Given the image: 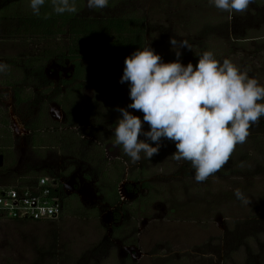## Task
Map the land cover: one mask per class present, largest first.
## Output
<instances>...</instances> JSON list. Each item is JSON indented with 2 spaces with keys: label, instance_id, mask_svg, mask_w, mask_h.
<instances>
[{
  "label": "rangeland",
  "instance_id": "374dc122",
  "mask_svg": "<svg viewBox=\"0 0 264 264\" xmlns=\"http://www.w3.org/2000/svg\"><path fill=\"white\" fill-rule=\"evenodd\" d=\"M3 2L0 0V6ZM82 2L80 18L129 13L143 16L145 45L150 43L159 55L174 54L170 37L186 40L191 50L181 49L183 64L192 62L195 66L196 56L209 50L218 61L230 59L264 85V0H253L245 11L233 12L231 18L208 0H110L103 9H89L86 0ZM14 11L17 13H12V23L31 12L28 0L20 1ZM10 31V23L7 29L0 26V61L8 65L0 73V117L6 120L5 125L0 121V187L29 173L41 175L42 171L55 170L61 161L67 163L72 157L49 146L34 151L27 142L31 133L12 138L5 116L8 108L2 102L8 100L9 94L11 98L13 88L7 84L10 81L24 94L38 97L37 103L30 100L11 104L13 114L22 123L34 119L36 107L43 111L47 95L41 90L32 92L34 84L24 76L28 70L20 67L43 58L52 49L64 52L70 35L47 38ZM45 61L43 65L52 68L55 60ZM91 96L92 83L87 82L83 89L85 101L80 104L84 115L83 106L89 105ZM49 131L57 129L50 127ZM174 151L172 142L162 140L157 156L143 164L149 169L152 191L158 190L159 197L150 200L145 210L128 222L123 236L127 240L136 238L134 249H122L128 246L110 239L105 225L107 212L102 211L100 217L93 209L68 201L70 209L55 224L0 222V264H131L126 261L127 255L136 264H246L247 258L264 264V118L250 126L243 144L234 147L235 158L230 160L239 159V153L243 158L237 161L239 166H229L231 170L223 174L215 172L203 182L195 181L186 161L173 159ZM106 155L107 161L117 158L115 145H105V158ZM119 187L123 196V188ZM237 188L250 200L249 204H242L234 196ZM132 201L127 202L128 207L133 206ZM103 237L109 242L103 243Z\"/></svg>",
  "mask_w": 264,
  "mask_h": 264
},
{
  "label": "trees",
  "instance_id": "16d2710c",
  "mask_svg": "<svg viewBox=\"0 0 264 264\" xmlns=\"http://www.w3.org/2000/svg\"><path fill=\"white\" fill-rule=\"evenodd\" d=\"M20 1L22 0H5L1 4L0 26L2 25L3 28L7 29L8 22L11 25L10 32L21 36L48 38L67 33L70 35V43L63 50L64 52L52 49L45 53L46 56H43V58L34 59L29 61L27 65L20 67V70L24 68L28 70L27 74L24 75L25 79L32 80L37 87H45L44 90L41 89L42 93L46 94L49 92L48 100L58 105L64 113V121L60 125L48 117L46 107H44L43 111H41V108L37 109L34 119L25 123V127L31 133L27 141L28 145L34 151L44 146L56 148L68 153L73 158H81L95 166L98 178L96 184L97 194L104 203L111 207L118 209V205L122 203L118 184L124 178L130 183H137L136 189L140 190L141 194L134 200L131 207H128L125 203L121 204L119 208L121 223L118 226H112L110 229V239L119 241L126 246H136V238L127 240L123 233L129 220L144 211L149 201L159 195V191H152L154 186L148 180L149 169L143 165L149 159H144L143 153H141V160L135 164L131 163L129 157L123 152L122 146L114 144L115 137L112 129L116 127L115 121L120 116V113L115 109L117 107L126 108L131 103L128 96L127 82L122 84L119 82V78L123 73L124 58L137 48L146 46L144 17L129 13L120 16L86 18L81 16L80 18L78 15L83 10L82 0H75V12L58 15L52 11L51 4L46 0L39 16L29 12L22 15L18 21L12 23L10 21L12 20V13H17L14 11V7ZM160 56L164 62L176 59L174 54ZM51 58L56 59L59 63L65 61L70 63L72 72L67 80L57 81L54 84L45 76L43 72L45 65L43 64L46 62L45 60H50ZM180 60L183 63L182 55ZM94 62L95 64H93ZM87 82L92 83V96L89 105L83 106V112H86L84 115L80 104L85 101L83 89ZM7 84L13 88L14 105L28 103L31 99H34L35 103L38 102V97L34 96L33 98L31 93L24 94L22 89L17 88L10 81ZM258 102L264 103V101ZM128 110L142 119L143 114L138 110ZM2 123L5 125L6 120ZM80 123L95 127L84 129L82 134L92 136L96 143L80 138L73 130L66 129L61 131V133L49 131L50 127H76ZM146 125L144 124L145 131H147ZM103 127L106 130L102 129ZM106 144L115 145L118 151L117 158L110 161L106 160L102 149ZM4 147H10V145L4 144ZM232 154L233 151L228 161L217 171L218 173L223 174L231 170L229 166L238 167L237 161H243L239 153H237L238 157H240L239 159L230 160L232 157L235 158V154ZM244 158L246 162L248 160L247 155ZM229 161L230 163L228 164ZM186 163L185 166L192 168L190 162L186 161ZM236 172H239V170H236ZM41 175L56 176L58 171L55 167V170L52 171H42ZM29 176L38 175L29 173ZM126 189L127 191L133 189V186L127 185ZM68 204L64 207V212L70 209ZM73 204L79 207L76 202ZM93 210L97 214V211ZM48 223L54 224L53 222ZM102 240L103 243L109 242L107 237H103ZM125 258H127V262L136 264L128 255ZM246 264L255 263L247 258Z\"/></svg>",
  "mask_w": 264,
  "mask_h": 264
},
{
  "label": "clouds",
  "instance_id": "9594fccd",
  "mask_svg": "<svg viewBox=\"0 0 264 264\" xmlns=\"http://www.w3.org/2000/svg\"><path fill=\"white\" fill-rule=\"evenodd\" d=\"M58 15L76 11L75 0H47ZM253 0H208L221 11L240 13ZM46 0H28L35 16ZM108 0H86L89 9H103ZM175 60L164 62L148 43L124 58L119 82H127L131 103L115 110L120 116L112 129L114 144L135 164L159 153L162 140L175 146L176 161L190 162L196 182L205 181L228 161L237 144H243L249 128L264 117V85L249 77L230 59L218 61L214 53L198 54L195 66L180 60L181 49L191 50L186 40L169 38ZM8 65L0 61V73ZM128 109L141 112L142 119ZM147 124L148 130H144ZM142 136V139L138 137ZM234 196L242 203L250 200L239 188Z\"/></svg>",
  "mask_w": 264,
  "mask_h": 264
},
{
  "label": "flooded vegetation",
  "instance_id": "af4514ba",
  "mask_svg": "<svg viewBox=\"0 0 264 264\" xmlns=\"http://www.w3.org/2000/svg\"><path fill=\"white\" fill-rule=\"evenodd\" d=\"M54 60L55 61L53 62L52 68H49L47 65H45L43 67V72L48 79H50L54 84H56L57 81L67 80L70 77L71 72H72V67L68 61L59 63L56 59ZM69 67L71 68L70 71H67L66 73L62 72V70L69 68ZM60 87L63 88L62 86ZM41 89L44 90L45 87L41 88V87H37L34 85L32 87V92H35ZM10 92H11V98L9 94L8 100L2 101L4 105L6 106V108H8L7 113L5 114L6 119L8 120V128L11 132L12 138H16V139L24 138L30 134V131L25 127V123H22L21 120L18 117H16V115L13 114L12 105H11L12 103L14 104L13 95H12L13 91L11 90ZM46 95H47L45 97L46 103L44 104V107H46L47 109L46 113L51 120L56 121L57 123L59 122L61 125L64 121V113L58 105L48 100L49 92H47ZM31 100H34V99H31ZM52 105H55L59 109L58 112L60 114V117H59L60 121L54 120L52 118V114L56 116V112H57V110L55 109L52 110ZM37 109H39V107L35 108L36 112H37ZM2 118L3 117H0L1 123L3 122ZM87 126L81 128V125H77L76 127H67V128L60 127L56 129H57V132H58V129H60L59 133H61V131L66 130V129L73 130L76 132L77 135H79L80 138L87 140L89 142H92V143H96V141L93 139L92 136L82 134V131L86 128H95L91 125L89 127ZM102 129L106 130L105 127H103ZM77 130L80 131V133ZM104 147L105 146L102 147L103 153H104ZM117 155H118V151H117ZM106 159H108L107 155H106ZM57 171H58V177L60 180L59 183L61 184V187H62L61 198H62L63 212L65 210L64 207L67 206L68 204V201L71 203L76 202L77 204H79L80 206L84 208H89V209L93 208L97 211V213H99V216L102 214L101 213L102 211L107 212L109 215L106 216V220H108L109 223L106 225L108 226L107 230L109 233L111 231L110 229L112 226H118L121 223V215L119 212V208L121 207V204L122 203L128 204L127 202H129L130 200H133L132 202H134V200L138 197V195L141 194V191L136 189L137 183H130L126 178H124L118 184V188H121L119 186H122L123 188V196H121L122 194H120V200L122 203L118 205V209H117L116 207H111L108 204L104 203L102 199L98 196L97 190H96V184H97L98 178L96 174L97 168L95 166L85 162L81 158L69 157V160L67 163L63 161L59 163V167L57 168ZM127 185H132L133 189H130L127 191L126 189ZM88 192H89V197L88 195H86ZM70 198H74L75 199L73 200L74 202L68 200ZM90 198H94V201H90L89 200ZM118 243L119 241H116V244ZM133 247L134 245H129L128 247H120V248L133 249Z\"/></svg>",
  "mask_w": 264,
  "mask_h": 264
},
{
  "label": "built area",
  "instance_id": "2783aa9c",
  "mask_svg": "<svg viewBox=\"0 0 264 264\" xmlns=\"http://www.w3.org/2000/svg\"><path fill=\"white\" fill-rule=\"evenodd\" d=\"M59 181L58 175L25 176L0 187V222L58 223L64 213Z\"/></svg>",
  "mask_w": 264,
  "mask_h": 264
},
{
  "label": "water",
  "instance_id": "95a60500",
  "mask_svg": "<svg viewBox=\"0 0 264 264\" xmlns=\"http://www.w3.org/2000/svg\"><path fill=\"white\" fill-rule=\"evenodd\" d=\"M70 70H71V68L69 67V68H66V69L62 70V72L66 73L67 71H70ZM54 109L57 110V112H56V116L51 113L52 114V118L54 120H59V117H60V114L58 112L59 109L55 105H52V110H54ZM1 163H2V157L0 156V165H1ZM105 222H109V221L105 220ZM105 222H104V224H105ZM134 248L135 247H133V249ZM125 249H129V248H125Z\"/></svg>",
  "mask_w": 264,
  "mask_h": 264
},
{
  "label": "bare ground",
  "instance_id": "6f19581e",
  "mask_svg": "<svg viewBox=\"0 0 264 264\" xmlns=\"http://www.w3.org/2000/svg\"><path fill=\"white\" fill-rule=\"evenodd\" d=\"M13 131V130H12Z\"/></svg>",
  "mask_w": 264,
  "mask_h": 264
}]
</instances>
